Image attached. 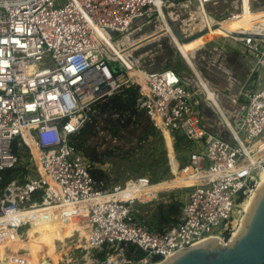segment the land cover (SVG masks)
Here are the masks:
<instances>
[{"label":"built area","instance_id":"obj_1","mask_svg":"<svg viewBox=\"0 0 264 264\" xmlns=\"http://www.w3.org/2000/svg\"><path fill=\"white\" fill-rule=\"evenodd\" d=\"M190 1L0 0V181L4 170L17 166L19 148L29 149L35 167V174L21 183L11 179L0 187V241L10 230L17 233L21 226L28 227L24 212L44 206L88 225L84 249L98 252L97 264H156L213 236L228 241L233 216L242 210L240 202L254 189L264 164V157L254 156L261 152L257 142L264 139V85L251 82V88H240L246 113L234 116V124L226 119L228 130L219 134L211 128L216 113L223 115L200 81L171 68L138 64L132 55L137 50L131 43L145 36L161 33L142 48L170 36L169 31L177 39L165 12L170 8L176 14ZM193 1L199 7L212 0ZM201 15L208 25L211 19ZM106 38L121 51L131 48L125 52L130 65L109 50ZM232 38L253 54L251 71L264 72L261 41ZM117 64L120 68L114 72ZM130 87L136 95L128 109L101 106L116 93L125 97ZM132 110L142 112L170 140L179 133L200 144L187 155L172 153L173 161L168 159L171 175L190 177L192 183L185 185L188 192L177 221L162 228L139 220L133 208L135 201L155 199L152 192L144 199L124 192L129 184L146 187L149 178L110 185L99 181L96 187L89 167H102L90 161L84 142L78 140L86 128L96 132L105 127L107 117L134 119ZM23 129L32 145L24 140ZM136 250L143 254L136 256Z\"/></svg>","mask_w":264,"mask_h":264},{"label":"rangeland","instance_id":"obj_2","mask_svg":"<svg viewBox=\"0 0 264 264\" xmlns=\"http://www.w3.org/2000/svg\"><path fill=\"white\" fill-rule=\"evenodd\" d=\"M217 1L212 0L207 3L211 4L210 8L224 5L223 0ZM226 1L227 3L225 4L228 5V2L232 4L229 13L233 12L232 14H235L240 11V7L233 3L234 0ZM250 8L252 10L258 9L259 12L264 13V0H250ZM168 13H170V17ZM175 16L176 14H172L170 8L166 10L165 17L169 25L170 22L172 25H176L183 23V20H185L183 14L177 18ZM201 20L205 24L203 17H201ZM214 20L218 21L217 18ZM227 24L230 30L233 29L234 21L231 24ZM160 26L162 25L160 24ZM226 32L228 31L212 30L195 41L187 43V50L192 58L194 69L181 57L172 37H170L171 35H167L152 46L143 48L142 46L146 42L157 40L159 37L156 36H159L161 33L153 35L151 38H146L147 36H145L140 42L138 41L140 39H138L134 43H131H136L133 48L137 51L132 55L138 64L157 69L171 68L177 72H182L185 76L188 74V78L191 81L194 79V82L196 81L197 83L202 79L216 94H219L223 118L219 113H216L217 117L215 116V118H217V121L211 128L215 132L217 130L219 134H223L228 130L226 119L229 123L234 124L232 122L235 120L234 116H237L244 106L246 99H244L243 94H239L241 88L239 83L243 82L242 79L245 78L247 69L254 64L253 54L246 52L245 47L237 40L227 36ZM130 49L127 46L125 51L129 52ZM238 57L244 59L239 72L241 77L244 76V78H238L240 74L238 76L233 74L238 72V69L235 72L232 68L235 64L233 62ZM236 66L238 68V61ZM119 68L120 66H118V70ZM244 70L245 72L242 73ZM247 73L250 72L247 71ZM197 76L200 78L199 80ZM251 78L253 79H250V83L256 82L257 86H263V69H257L254 74L252 72ZM228 79L235 80H233L235 83L233 88L228 84ZM251 87L252 85L247 86V88ZM233 89L236 91L235 93L238 92L237 95L234 94L236 97L230 95V93H233ZM116 119V117L112 119L107 117L106 126L98 128V130H95L96 132H90L86 128L78 137V140L84 142V152L94 150L97 159L101 160L99 164L102 169L112 176L110 183L121 184L127 179L138 176L149 178L151 183L144 188L134 190L133 197L137 196L139 199H144L146 197L145 194L152 192L156 198L143 202L135 201L133 208L139 220L152 228H158L159 206L165 209L174 201L179 203L185 193L188 192V188L185 186L172 188L174 185H165V183L163 184L165 186H162L161 190H158L157 188H152V185L168 181L174 177L171 175V168L168 165L169 158L173 161L172 153H179L181 149L188 148L185 151L187 155L189 153L188 150H195L200 147V144L187 141L184 143L182 140L174 142V140H170L171 137L168 134H164L156 128L147 137L139 140L140 127L137 123H135V126L129 124L127 127H120L119 124L126 118L124 117L123 121L119 120L120 122L117 124L110 122ZM91 135H93L92 138L90 137ZM27 151L28 154L26 153ZM17 152L19 154V161L16 167L20 168L24 166L26 173L22 175L20 170L13 171L11 179L15 181V184L21 183L27 176L35 174V167L29 149L19 148ZM259 178H257L258 181ZM242 213V211H239L237 214H234L233 230L237 227L238 219ZM26 218L30 221L28 227L25 225L21 226L17 233L14 230H10L8 237L0 241V264H97L96 259L100 258L98 252L91 251L87 253L84 249L85 243L83 237L88 228L86 223L78 222L74 216L70 215L53 217L46 210L29 211L26 213L24 219ZM73 222L78 223L75 228L71 227V223ZM169 224L173 223L163 224L162 227ZM90 258L93 260L92 263L89 262Z\"/></svg>","mask_w":264,"mask_h":264},{"label":"water","instance_id":"obj_3","mask_svg":"<svg viewBox=\"0 0 264 264\" xmlns=\"http://www.w3.org/2000/svg\"><path fill=\"white\" fill-rule=\"evenodd\" d=\"M227 17L228 11L225 9L217 14L218 21L214 22L211 28L217 27L219 25L218 22ZM171 29L179 42H188L204 34L209 28L203 27L188 36H183L173 25ZM228 36L238 38L250 36L261 41L264 45V32L230 31ZM118 66L113 65L112 70L116 72ZM252 72L253 70L250 72L246 84L250 80ZM240 113L241 116L245 115V103ZM241 121L242 119L239 118L236 124L240 125ZM8 193V190H6L5 194ZM235 238L236 240L234 241ZM234 239L230 243V237L225 244L219 245L218 243L216 244V238H207L202 243L193 244L176 252L174 256L161 264H264V190L253 207L247 227L242 228L234 236Z\"/></svg>","mask_w":264,"mask_h":264},{"label":"bare ground","instance_id":"obj_4","mask_svg":"<svg viewBox=\"0 0 264 264\" xmlns=\"http://www.w3.org/2000/svg\"><path fill=\"white\" fill-rule=\"evenodd\" d=\"M203 6L204 5H202V6H199V8L197 9V10H199V13L201 14V13H204V9H203ZM188 7V6H187ZM241 12L244 14V16H240L239 18H237V20L239 21V22H243V21H245L246 19H248V18H253V21L255 20V21H257V23L258 22H261L262 21V18L264 19V14L263 13H258L257 15H254V14H252V9L250 8V0H242V4H241ZM246 14V15H245ZM208 21V25H205L204 24V27H208L209 29L207 30V32H205L204 34H202V35H200V36H198L197 38H194V39H192L191 41H195L196 39H198V38H200V37H202L203 35H205V34H207L209 31H212V30H218V31H223V32H225V30H227L228 32H226L227 33V35H228V33L230 32V31H236V29L233 27V29H229V25L227 24V23H229V18H225V19H223V20H221V21H219L218 22V26L217 27H215V28H211V25H212V22L213 21H209V20H207ZM164 23L166 24V26H165V28H166V30L167 31H169V26H168V24L164 21ZM229 24H231V23H229ZM237 31H241V32H249V31H252V32H264V27L263 28H260V29H250V28H248L247 26H245L244 28H242V29H237ZM171 36H172V39H173V41H174V44H175V46H176V49H177V51L179 52V54L181 55V57L185 60V62L191 67V68H193L194 69V65H193V62H192V58H191V56H190V54H189V52H188V50H187V43H189V42H191V41H188V42H179L174 36H173V34H172V32H168ZM106 41H107V44H108V48H109V50L110 51H113V52H115V53H117L122 59H123V61L126 63V64H128V65H130V63H129V61H128V59L126 58V51L124 50V51H121V49L119 50L111 41H109L107 38H106ZM127 48V47H126ZM133 71V69H131V72ZM200 78L198 77V80H199ZM200 82H201V86H203L204 88H205V90H206V92H207V96L212 100V102L215 104V105H217L218 107H219V109L221 110V113H222V111H223V109H222V107L220 106V102H221V98L219 97V94H216L213 90H212V88L211 87H209V85L206 83V82H204L202 79H200ZM227 99V98H226ZM220 101V102H219ZM223 114V113H222ZM231 123V122H230ZM22 135H23V137H24V140L27 142V144H29V145H32V138H31V136L27 133V131L26 130H22ZM256 145H258V146H260V151L261 152H257V153H255V159L256 158H263L264 157V139H262V140H260L259 142H257V144ZM184 176V175H183ZM181 176V179L183 180V179H186V180H190V181H192L191 180V178L190 177H187V176ZM260 177V178H259ZM258 178H259V181L256 183V185H255V187H254V189H252L251 191H250V195H248L244 200H242L241 202H240V209H242L241 211L243 212L242 213V215H241V217L238 219L239 221H238V225H237V227L234 229V231L232 232V235H231V241H230V243L232 242V240L234 239V236L242 229V228H245V227H247V225H248V222H249V219H250V216H251V213H252V210H253V207L255 206V204H256V202H257V200H258V198H259V196H260V194L262 193V191L264 190V164L263 165H261L260 167H259V169H258ZM134 190H136L134 187H131V185H129L128 187H126L125 189H124V192H127L128 193V195L130 196V197H133V192H134ZM103 199H105L106 198V196H103L102 197ZM34 210H38V211H40V210H46V211H48L53 217H60V216H62L63 214L62 213H60L55 207H50V206H44V207H41V208H38V209H34ZM29 211H32V210H29ZM29 211H27V212H29ZM236 211H237V209H236ZM27 212H24L23 213V218L25 217V215H26V213ZM76 218V217H75ZM50 220H51V218H50ZM76 221H78L79 222V220H77V218H76ZM85 224V223H84ZM78 225V223L77 222H73V223H71V227L72 228H75L76 226ZM87 230H88V228H87ZM87 230H86V232H87ZM86 232H85V234H86ZM211 238H216L217 239V237H215V236H213V237H211ZM206 239H204V240H202V241H199L200 243H202L203 241H205ZM236 240V238L234 239V241ZM198 242V243H199ZM219 244V245H222V244H225V243H223V242H221V241H218V239H217V241H216V244ZM172 256H174V254L172 255ZM172 256H170V257H168L167 259H165V260H163V261H161V262H159V263H156V264H161L162 262H165L166 260H169ZM102 264H105V263H102Z\"/></svg>","mask_w":264,"mask_h":264},{"label":"trees","instance_id":"obj_5","mask_svg":"<svg viewBox=\"0 0 264 264\" xmlns=\"http://www.w3.org/2000/svg\"><path fill=\"white\" fill-rule=\"evenodd\" d=\"M124 92L126 93L125 97H121V93H116L110 98H108L107 100L103 101L101 103V106L106 107V106L111 105L116 110L128 109L134 101L136 90L130 87V88H126ZM132 113L134 114V119H131L130 117H128L121 124H119V126L127 127L129 124H131L132 126H135V123H137L140 127V135H138L139 140L147 137L148 134L154 129L150 120L140 111L137 112L135 110H132ZM110 122L113 124H117L120 121L116 119V120H111ZM179 140L184 141V143L186 141L190 142L187 139H185L182 134L176 133L174 135V142L179 141ZM13 150L14 151L18 150V147L16 146L15 143L13 145ZM186 150L187 148H183L181 149V152L179 153H184ZM26 153L28 154V151ZM85 154L87 155V157L90 159L91 162H101V160L97 159V156H95L96 153L94 152L93 149L90 151H86ZM16 170H20L22 175L26 173V169L24 166H21L20 168L15 167L12 169L4 170L2 172L4 177L0 181V187L5 186L11 180L12 172ZM89 173L92 176V178L95 180L96 187H99L98 185L99 181H105L108 184L110 182V177L108 173H106L105 170H103L102 168L90 166ZM180 205H181V200L179 203H177L176 201L170 203L165 209L159 206L158 208V213H159L158 228H161L163 224L175 223L177 221L179 212H180ZM130 249L131 248L127 250V254H129V252L131 251ZM142 254L143 252L140 250L135 251L136 256H141Z\"/></svg>","mask_w":264,"mask_h":264},{"label":"crops","instance_id":"obj_6","mask_svg":"<svg viewBox=\"0 0 264 264\" xmlns=\"http://www.w3.org/2000/svg\"><path fill=\"white\" fill-rule=\"evenodd\" d=\"M219 1V0H218ZM217 1V2H218ZM233 1V0H232ZM223 3H224V5L223 6H221V7H216V8H210V6H211V4H209V3H206V4H204V6H203V9H204V13H205V15H206V17H208V18H210L211 19V21H215L214 19L215 18H217V14H219V13H221L223 10H225V9H227V11H228V14H230V13H233V12H230L229 13V10H230V7H231V3H229L228 2V5L227 4H225V3H227V1L226 0H223ZM233 3L235 4V5H237V6H239L240 7V11L238 12V13H235L234 14V16L233 17H229V23H231V22H233L234 21V24H233V27L237 30V29H242V28H244L245 26H247L248 28H250V29H260V28H263L264 27V19L262 18V21L261 22H258L257 23V21H253V18H249V20L248 19H246L245 21H243V22H239L237 19H236V16H237V18H239L240 16H244V14L241 12V4H242V0H234L233 1ZM188 6V7H187ZM187 6L184 8V9H182V10H175V13H176V18L177 17H180L182 14L184 15V19L185 20H183V23H178V24H176V28L181 32V34L183 35V36H188V35H190V34H192V33H194V32H196V31H198V30H200L203 26H204V23L203 22H201L202 20H201V15H200V13H199V10H197L199 7H198V5H197V3L195 2V1H193V0H191L188 4H187ZM264 9V8H263ZM260 10V9H259ZM258 13H262V12H259L258 11V9H256V10H252V14H254V15H257ZM264 14V13H263ZM246 15V14H245ZM175 25V24H174ZM207 43V42H206ZM227 55V54H226ZM240 55V54H239ZM235 59V58H234ZM237 61H238V68H237ZM244 61V59H242L241 57H238L237 59H236V61H234L233 63H235L233 66H232V68H233V70L236 72V69H238V72H236V73H233V74H235L236 76H238L240 73V68H241V65H242V62ZM244 64H245V62H244ZM231 68V69H232ZM227 70V69H226ZM247 71H249V72H251V67H249L248 69H247ZM247 71H246V76H245V78H244V76L243 77H241V74H240V76L238 77V78H244V79H242L243 80V82L242 83H239L240 84V86L242 87V86H244V84H246V82H247V80H248V77H249V75H250V73H247ZM245 72V70L242 72V73H244ZM254 74V73H253ZM225 75V74H224ZM198 77V76H197ZM250 79H253V78H251L250 77ZM193 81H194V79H192ZM229 80V85L231 86V88H233V85H235V83L233 82V80L232 79H228ZM235 81V80H234ZM250 81V80H249ZM248 81V83L246 84V85H251V83ZM252 81V80H251ZM226 84V83H225ZM252 84H254V82H252ZM239 88V87H238ZM236 91L233 89V93H230V95H233V97H236V95H237V93H235ZM234 94H236V95H234ZM229 95V96H230ZM229 96H228V98H229ZM232 98V97H231ZM230 99V98H229ZM233 99V98H232ZM106 172V171H105ZM107 173V172H106ZM174 174H176V173H174ZM166 183V184H165ZM190 183H192V181H190V180H186V179H181V176L180 175H174V177L172 178V179H170V180H168V181H165V182H159V183H156V184H153L152 185V188H157L158 190H161V188H162V186H165V185H168V184H172V185H174V186H172V188H175V187H177V186H185V185H188V184H190ZM163 184H165V185H163ZM151 188V189H152Z\"/></svg>","mask_w":264,"mask_h":264}]
</instances>
